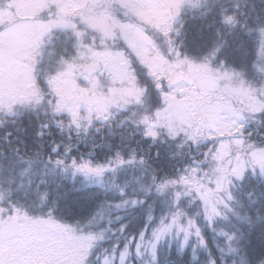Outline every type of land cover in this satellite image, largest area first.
Instances as JSON below:
<instances>
[{
    "label": "rangeland",
    "instance_id": "rangeland-1",
    "mask_svg": "<svg viewBox=\"0 0 264 264\" xmlns=\"http://www.w3.org/2000/svg\"><path fill=\"white\" fill-rule=\"evenodd\" d=\"M256 1L258 6L264 4V0ZM258 6L251 9L249 2L240 0H1L0 101L38 96L34 88L40 71L24 63L23 58L30 56L42 65L38 50L47 46L42 40L49 41L54 36L62 38L66 45L72 41V48L53 52L51 65L44 67L49 75L44 81H51L55 92L48 93L47 100L39 105L44 109L43 125L45 114L55 107L68 120L64 128L73 127L76 132L104 128L119 136L121 130L115 122L107 121L108 112L114 110L112 118L120 117L117 123L123 119L133 133L144 128L148 134L162 135L165 141L178 140L182 146L198 149L215 141L225 143L216 145L221 149L213 150L206 161L187 165L177 183L167 184L163 194L157 185L169 179H158L146 168L145 158L136 154L140 148L129 147L130 139L123 138L114 146L108 161L113 167L110 172H106L111 167L104 161L84 155H72L67 164L69 160L60 158L44 161L36 153L22 164L25 158L10 146L7 161L21 166L17 168L20 189L35 182L32 173H59L69 177L78 190L107 191L112 202L90 221L91 227L84 229L79 227L80 222H58L49 208L34 217L22 215L15 208L11 214L0 209V264H121L126 238L140 228L148 215L155 217L152 228L159 229L162 216L166 222L172 220L176 192L184 195L191 191L199 197L217 183L223 189L219 192L222 202L216 203L220 215L215 216L212 226L204 218L200 200L184 195L180 209L198 221L207 248L191 230L181 251L184 233L181 231L177 238L174 225L158 241L150 231L141 241L142 256L136 258L129 252L124 264H132L133 259L136 264H154V243L159 264L166 263L167 254L174 255L176 251L192 257L193 247L195 261L208 257L209 264L210 250L216 264H248L240 247L244 239L240 232L245 220L264 219L261 203L242 201L243 188L249 189L253 178L264 184V17ZM49 11L51 14L45 15ZM184 16L185 22L181 21ZM198 16L208 18L213 39L207 50L196 53L181 40L188 23ZM240 20L246 21L244 27ZM170 39L175 43L169 44ZM34 49L36 54L31 52ZM98 66L103 71H90V67ZM147 97L150 105L145 104ZM135 106L153 115V121L151 118L141 125L134 114L131 117L130 110ZM63 123L52 126L61 129ZM46 127L49 128L47 123ZM236 135H240L239 141L220 139ZM150 145L148 142L147 148ZM73 161L88 163L92 168L103 166V171H87L74 166ZM123 163L126 164L122 166ZM0 165V171L7 169L5 163ZM237 173L243 178H237ZM120 174L127 176L121 179ZM152 188L151 199L132 204ZM4 196L0 194V208ZM124 224L128 225L127 231L121 230ZM210 238L224 247L219 259L214 246L209 245Z\"/></svg>",
    "mask_w": 264,
    "mask_h": 264
},
{
    "label": "bare ground",
    "instance_id": "bare-ground-1",
    "mask_svg": "<svg viewBox=\"0 0 264 264\" xmlns=\"http://www.w3.org/2000/svg\"><path fill=\"white\" fill-rule=\"evenodd\" d=\"M240 2L245 3L249 2V5L251 9L255 8L258 6V2L256 0H240ZM262 6H258V9L264 17V4H261ZM193 12H196V9H193ZM51 12H47L45 15H50ZM44 15V16H45ZM174 18V17H173ZM241 24L243 27L246 24V21L243 22V20H240ZM253 21V20H252ZM252 21L249 23L251 24ZM189 22V21H188ZM189 28L192 27L195 29V25H197L196 22H189ZM62 27V26H61ZM60 27V28H61ZM196 30H200L201 33L204 34V31H208V26L206 25H200L196 27ZM190 33H186V36L182 38V42H184L186 45H188L190 48L195 49V47L199 44L204 45V42L202 40L199 41V43L195 42L196 39L192 37ZM151 42L153 43L152 38H150ZM43 42H47V46L44 47V49L38 50V59L39 61L42 62V65L38 64L37 60L25 56L23 58V62L27 63L30 65V67L34 68L36 67L38 71H40V76L39 79L36 81L35 84V90L38 94L37 97H30L24 98L21 100L17 99H11V100H5V101H0V157L1 154L3 155L2 157H10V154L8 152H2L4 140H6L10 146L15 152H18L20 156L24 159L25 162L22 164H26V161H29L35 156L42 157L44 161H53L58 155L64 154V156H72L76 154H82L85 153L90 157V159L96 160L98 162H103L105 165H110L109 160L112 158L111 152L109 153V149L111 151H114V148H111V144H117L118 142H123V138L125 139H130L132 143H129V147L135 150L136 148L138 151H136V154L139 155V157L145 158V162L147 164V169L152 172L153 174L156 175L158 179H162L163 176H166L167 179L169 180H176L180 174V172L189 164H192L198 162V161H206L211 154L213 153V150H219L221 149L219 146L216 145L220 143H225L224 141L217 142L215 141L214 143H209L207 147L198 149L194 148L191 145L182 146L180 145L178 140L174 141H165V138L159 134L157 135H152L148 134L143 126V129L137 130V132L133 133V130L131 126L127 124V122H124V120H121V123H117L116 120L118 121V118L113 117V115H110L113 111L108 112L107 116V121L110 120V122H115L114 124L117 125L116 128L118 131L121 130L122 135H116L113 134L106 129H97L94 132H87L88 138L85 139L84 133L85 131L83 130H77L79 132H76L73 127L71 128H64V124H62L61 129H55L52 125H60L61 121L63 120L64 117L59 118L58 112H54L52 108L49 110L51 111L49 114H45V119L46 122L43 125V119H44V114L42 111H44L43 106H39L43 104L47 100L48 93L53 94L55 90L52 89L51 81L46 82L44 79L49 77L48 73L45 71L44 67L48 66L52 59H53V52L60 51L57 48H62L64 49L65 47L67 48H72V41H70L69 45H66L62 38H56V37H51L49 41L45 38L42 40ZM35 43V42H34ZM50 43V45H49ZM148 45H151L150 42L147 41ZM205 46V45H204ZM33 47V46H32ZM207 48H200L201 52L205 51L208 49V45H206ZM36 49H34L31 52H34L36 54ZM61 57L60 55H57V58ZM38 64V65H37ZM238 66V64H237ZM96 70H101L103 71V68L101 66L95 67ZM164 74V73H163ZM153 92V91H152ZM169 92V90H168ZM30 97V98H29ZM28 99V100H27ZM146 100V105H150L148 101V97L145 99ZM6 101H9L6 105ZM28 104V105H27ZM144 104V105H145ZM19 106H21L19 108ZM28 107H32L31 109H28ZM139 107L135 106L130 110L131 117L134 116L141 120V125L142 123H149L154 119L153 115L151 116L150 113L147 112H140L138 111ZM8 113V114H7ZM122 111L120 112L121 115ZM119 115V116H120ZM125 121H127L125 119ZM46 123L49 125V128L46 127ZM6 131H8L6 133ZM19 134L18 138H24L26 134L27 135H36V138L38 139L37 142V148L30 150L29 146L27 145H21L19 146L11 144L9 140L12 139V137H16V134ZM33 137V136H32ZM29 138V137H27ZM224 140H230L232 141H239L240 135H236V137H231L230 138H220ZM24 141H27L26 139ZM148 142H151V145L147 148ZM156 142V143H153ZM126 143V142H125ZM239 147L241 144H237ZM185 147V148H181ZM119 150V149H118ZM2 152V153H1ZM115 152V151H114ZM35 156V157H36ZM114 157V156H113ZM89 160V159H88ZM179 160H183L182 163H179ZM28 164H31L28 162ZM126 163H123L125 165ZM5 166L9 172H13L14 169H16L15 166L11 165L6 159H5ZM29 166V165H28ZM31 168H33V165L31 164ZM30 167V166H29ZM111 168L106 169V172L112 171L113 167L110 165ZM42 173V172H41ZM128 175V173H126ZM127 175L125 174H120L119 177L121 179H124ZM129 177V176H128ZM46 179L51 178L49 174H46L45 176ZM107 179V178H106ZM128 183V181H127ZM95 188H100V187H95ZM113 189H116L115 187H112ZM102 189V188H100ZM74 191H80L81 195H86L87 201L92 200L93 198H100V202L103 200H107L110 198L107 195L106 192H101L98 193L96 191L88 190L85 188H82L80 190L76 189L74 186ZM153 191V188L151 189V192ZM254 191H255V197L257 199V203L260 204L264 208V184L260 183H255L254 186ZM150 192V193H151ZM147 193V192H146ZM149 194V193H148ZM143 199V198H142ZM78 202L82 201V198L77 199ZM86 200V198H84ZM251 206V205H250ZM253 207V206H251ZM46 209L49 207H45ZM55 208L58 209V206L55 205ZM50 209V208H49ZM44 211V210H43ZM53 211V208L51 209V212ZM65 220H68L70 222H80L84 219L83 216H72L69 214H65ZM81 229H83L82 226H79ZM110 229V228H109ZM111 231V230H110ZM113 232L115 230L113 229ZM173 254H167V258H171ZM164 264H172L171 262H166Z\"/></svg>",
    "mask_w": 264,
    "mask_h": 264
},
{
    "label": "trees",
    "instance_id": "trees-1",
    "mask_svg": "<svg viewBox=\"0 0 264 264\" xmlns=\"http://www.w3.org/2000/svg\"><path fill=\"white\" fill-rule=\"evenodd\" d=\"M1 1V0H0ZM181 21H186V17ZM194 22L197 23L195 25L196 27L200 25H206L208 26V18L203 19L198 16L194 20ZM195 27H188V33L193 35L192 37L196 39V43L200 40L204 42V45L199 44L195 47L194 50L196 53L201 52L200 48H207L206 45L210 44V41L213 39L212 34L210 31L205 32L204 34L200 32V30H196L197 28ZM60 50V48H57ZM55 60V59H54ZM51 65V63L49 64ZM56 103V99H54V102L52 103L53 105ZM53 111L57 112L56 108H53ZM59 118L64 117L62 121H64L63 124L67 123V118L63 115L58 114ZM8 131H6L7 133ZM16 137H12L11 144L14 145H27L29 146L30 150L36 149L37 148V142L38 139L36 138V135H27L25 136V139L27 141H24V138H18L17 133ZM87 132H92L90 129L85 131L84 137L85 139L88 138ZM33 136V137H32ZM29 137V138H27ZM3 148L2 152H7V148L10 147V144L4 140L2 142ZM116 146L115 144H111V148H114ZM1 152V153H2ZM113 154L109 149V153ZM76 155H84L85 157H88L85 153L82 154H76ZM3 155L1 154L0 157V164L5 163V159L7 160L6 157H2ZM75 156V155H73ZM73 156L69 158V156H64V154L58 155L55 159H61L64 160V162H67L69 164L71 160L73 159ZM67 157V158H66ZM69 158V159H68ZM90 160V159H89ZM54 161V160H53ZM2 167V165H0ZM21 167V166H20ZM20 167H16L21 169ZM35 178V182L30 183L28 185L29 187L26 188L25 190H22L19 188V171L14 169L13 172H9L7 169L0 171V194L4 193V201L2 202V207L0 209H6L10 211L12 209L18 210L22 215H26L28 217H34L38 214L39 211H43L46 209L45 207H49L50 210L53 208V212L55 213L54 219L57 220L58 222H65L68 220H65V214L69 215H74V216H83L84 219L80 221V226H83V229L86 227H91L90 225L92 224L91 222L93 221L92 219L95 218L96 216L99 215V213H103V210L106 207H109L111 205L112 200L111 199H105L103 201H99L100 198H93L90 201H87L86 195H81L80 191H74V186L71 184L68 179L65 176L63 177L61 174L57 173L55 175H50L51 178L46 179L45 176L46 174L44 173H32ZM39 179V182H38ZM251 185L250 188H243V191L245 192L242 196V201L245 202L247 201L248 203H254L257 201L255 197V191H254V186L255 183H257V180L254 178L251 180ZM141 197L143 200H146L147 202L149 199L153 197V191L151 193H141ZM81 199V202H78L77 199ZM86 198V200H84ZM42 203H45L46 206L42 205ZM158 203H161V201H158ZM55 205L58 206V209L55 208ZM11 208V209H10ZM44 208V209H43ZM264 209V208H261ZM113 215V214H112ZM255 218V217H254ZM91 221V222H90ZM76 223H78L76 221ZM245 226L243 230L240 232L241 235L243 236V241L240 242V247L243 250V254L245 255V260L248 264H261L264 263V219L257 221L253 219V221H248L245 220ZM88 224V225H86ZM86 225V226H85ZM224 227V226H223ZM214 246L213 251L216 253V257L219 259L222 254V249L220 246L214 244L211 241V238L209 239V245ZM174 253V252H172ZM238 255V254H236ZM241 255V254H239ZM168 259V258H167ZM243 259V258H242ZM166 262H171L172 264H208V257L206 260H201V261H195L190 253H183L179 254L177 251L175 254L169 258ZM221 263V262H220ZM219 263V264H220ZM242 263V262H241Z\"/></svg>",
    "mask_w": 264,
    "mask_h": 264
},
{
    "label": "snow or ice",
    "instance_id": "snow-or-ice-1",
    "mask_svg": "<svg viewBox=\"0 0 264 264\" xmlns=\"http://www.w3.org/2000/svg\"><path fill=\"white\" fill-rule=\"evenodd\" d=\"M122 162V161H121ZM62 163V161H61ZM74 166L86 169L87 171L96 172L97 174H100L103 171V166H97L95 168H92L89 166L88 163L84 164H76L75 161H73ZM237 178L242 179V175L240 173H237ZM177 183L176 180H166L163 183H160L157 185V190L163 194L164 189L167 184ZM222 186L217 183L215 188H209L206 192H202L199 197H196L191 193V191L185 193L184 195H190L192 196L193 201L200 200L201 202V208L203 210L204 218L209 226H212L214 224V218L215 216L220 215L218 208L216 207V203L222 202V197L219 196V192L222 191ZM121 194H123V190H121ZM184 195H182L180 192H176L175 197L172 201V206L176 209V211L172 215L171 222H166V217L160 218V227L159 229H153L152 228V222L155 220V217L153 215H148L143 223L140 225V228L138 230H133L129 236L126 238L125 246H124V252L121 254V264H124V258L125 256L129 255V252H131L133 257L139 258L142 256L141 252V241L148 236L149 232L151 231L152 236L155 238V240H159L160 236L164 234L165 232H170L175 225L177 228V238H179V234L181 231H183L184 236L183 240L181 241L179 245V249L183 251L185 245L188 243L190 235L192 234L191 230H194L195 235L199 238L201 246L207 248L206 240L204 239L202 229L199 226L198 221L190 215L187 212H181V204L184 199ZM229 198H231V193H228ZM127 203V201H125ZM142 204L144 203L143 199L139 200H132V204L135 206L136 204ZM211 204V208H208V205ZM119 206V205H118ZM199 214V213H198ZM119 219V217H118ZM128 225L124 224L121 225L122 231H127ZM231 239V237H229ZM130 242V243H129ZM153 262L154 264H159V256H158V249L157 245L153 244ZM171 249V244L169 245V250ZM208 255L210 257L209 264H216L215 259L211 258V251H208ZM193 259L196 257L195 248L193 247L192 252ZM132 264H136V260H132Z\"/></svg>",
    "mask_w": 264,
    "mask_h": 264
},
{
    "label": "water",
    "instance_id": "water-1",
    "mask_svg": "<svg viewBox=\"0 0 264 264\" xmlns=\"http://www.w3.org/2000/svg\"><path fill=\"white\" fill-rule=\"evenodd\" d=\"M90 71L94 73V72H97L98 70H96L95 67H90Z\"/></svg>",
    "mask_w": 264,
    "mask_h": 264
},
{
    "label": "flooded vegetation",
    "instance_id": "flooded-vegetation-1",
    "mask_svg": "<svg viewBox=\"0 0 264 264\" xmlns=\"http://www.w3.org/2000/svg\"><path fill=\"white\" fill-rule=\"evenodd\" d=\"M169 42H170L169 44H173V43H175V40L170 39Z\"/></svg>",
    "mask_w": 264,
    "mask_h": 264
}]
</instances>
